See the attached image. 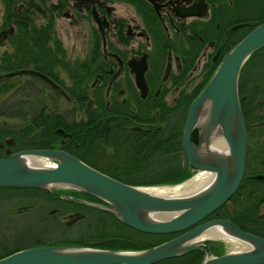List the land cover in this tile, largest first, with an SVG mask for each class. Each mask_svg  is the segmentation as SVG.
<instances>
[{
  "label": "flooded vegetation",
  "instance_id": "af4514ba",
  "mask_svg": "<svg viewBox=\"0 0 264 264\" xmlns=\"http://www.w3.org/2000/svg\"><path fill=\"white\" fill-rule=\"evenodd\" d=\"M1 2L0 81L10 111L0 119L21 123H0V157L62 150L130 186H170L188 173L190 107L206 75L264 18V0H10V10ZM258 64L264 82V56ZM253 93L243 97V182L264 191L253 179L264 177V91ZM34 144L41 148H27ZM49 194L50 203L74 209L35 211L45 215L44 229L87 218L74 210L90 207L62 197L98 203L85 193ZM23 211L16 221L27 219ZM62 242L43 246H74Z\"/></svg>",
  "mask_w": 264,
  "mask_h": 264
},
{
  "label": "water",
  "instance_id": "95a60500",
  "mask_svg": "<svg viewBox=\"0 0 264 264\" xmlns=\"http://www.w3.org/2000/svg\"><path fill=\"white\" fill-rule=\"evenodd\" d=\"M262 49L264 23L255 27L223 58L190 107L183 136L189 165L196 176H213L212 183L194 196L151 195L143 191L147 188L122 184L62 150H26L0 159L2 188L50 193L54 188H69L103 204L71 197H62L64 200L109 213L137 232L178 235L176 238L147 250L125 252L48 245L18 251L0 259V264H159L192 251L205 253L200 264H264L263 237L242 230L230 220L205 222L231 201L245 175L248 136L239 80L245 64ZM206 106H209V114L202 123L201 115ZM219 133L227 144L228 156L213 153L206 156L204 153ZM27 157H36L43 164L31 165L26 162ZM253 179L264 181L263 176ZM154 215L163 216V219L152 220L150 216ZM217 227L224 228L247 248L211 257L208 245L197 241Z\"/></svg>",
  "mask_w": 264,
  "mask_h": 264
},
{
  "label": "trees",
  "instance_id": "16d2710c",
  "mask_svg": "<svg viewBox=\"0 0 264 264\" xmlns=\"http://www.w3.org/2000/svg\"><path fill=\"white\" fill-rule=\"evenodd\" d=\"M4 3L10 10V0H4ZM261 20V23H264V18ZM240 41L241 40L237 41L234 44V47ZM263 54L264 49L256 52L245 64L240 75L239 94L242 110L245 114L247 123L249 122V115L247 113L248 105L243 101V97L249 96L251 91L254 92V97H260L261 91H264L262 68H257L260 58L264 56ZM214 73L215 72L213 71L206 75L203 85L206 86L208 84ZM27 148L41 147H37V144H34ZM43 149H45V147ZM192 174L193 172L189 166L188 173H185L183 177L175 181L173 184H170V186L179 185V181L189 179L192 177ZM262 188L263 183L261 182L245 180L236 195L229 202L232 208L231 212L224 213L229 207L228 203L214 215L210 216L208 220H212L216 217L227 219L242 230L264 237V215L262 214L264 191ZM32 194H35L37 198L36 200L32 197ZM38 199L42 202H38ZM51 200H53L51 194L44 190H21L0 187V259L24 249L40 247L46 244L42 241V232L45 230L42 227L44 226L43 224H46L45 215L48 209L51 208L49 206V201ZM20 210H24L23 212H20L22 214L25 212L27 213L25 216L27 219L16 221L14 216L17 211ZM40 210H45V215L43 217L35 212ZM84 210L89 211L91 214H95L96 219H93L96 222L94 224L95 228L105 227L107 231L102 234L98 233L96 235L92 234L87 237L85 236L81 238L82 240L80 241L62 242L59 244L121 252L142 251L165 243L176 237V235L154 236L143 234L129 228L109 213L92 208H84ZM88 218L89 217L87 216V219ZM92 226L93 225L91 224L90 227ZM9 238L14 240L13 243L10 242L11 240H9ZM217 249L212 248L211 251L216 255H222L221 250L219 248ZM203 258V252L192 251L176 259L161 262L159 264H200L203 261Z\"/></svg>",
  "mask_w": 264,
  "mask_h": 264
},
{
  "label": "rangeland",
  "instance_id": "374dc122",
  "mask_svg": "<svg viewBox=\"0 0 264 264\" xmlns=\"http://www.w3.org/2000/svg\"><path fill=\"white\" fill-rule=\"evenodd\" d=\"M2 14H3V5H2V2L0 0V17H2ZM62 22H64V21H62ZM4 50H5V48H0V54H3ZM16 86H17V84L15 85V87ZM7 87H8V85L5 84L4 81H0V111H5V112L10 111L9 106L5 102L6 96H7V94H6L7 93ZM60 107H61V111L64 110V108L68 109L67 105H65L63 103L61 104ZM5 122H7L9 124H14V125L15 124L19 125L21 123V121H19L18 119H6V121L2 118L0 119V123H5ZM195 176L196 175H194L193 178H195ZM163 187H170L171 188V187H175V186H163ZM53 191L62 194L64 192H71L72 189L54 188ZM32 197L35 200L37 199L35 194H32ZM40 199H42V198H40ZM38 202L41 203L42 201L41 200L39 201V199H38ZM228 205H229V207L224 213L231 212V209H232L231 204L229 203ZM49 206L51 207L52 210L59 209V210H62L64 212H67V213H71L74 209L72 207H69V208H67L68 209L67 210V209H65L66 206H64L61 203H50ZM65 210H67V211H65ZM74 211H78L82 214H85L89 218L88 219L86 218L85 221L77 223L76 225H74L72 227H68V226L64 225V222L59 220L60 227L53 226V227H48L45 230H43L42 241L45 242L46 244L47 243H53V242L57 243V242H62V241L74 242V241L82 240L81 238H83L85 236L87 237L88 235H92V234L96 235L98 233L102 234L105 231H107V229L105 227L95 228L94 224L96 222H95V220H93V219H96L95 214H93V213L91 214L89 211L84 210V209H76ZM262 213H264V207L262 208ZM62 218H63V215L61 216V219ZM91 224L93 225L92 227H90ZM209 243H214L215 245H218V248L222 249L221 253H224V254H228V253H232V252L236 251L234 246H231L230 243L223 241V240H208L205 242V244H209Z\"/></svg>",
  "mask_w": 264,
  "mask_h": 264
},
{
  "label": "bare ground",
  "instance_id": "6f19581e",
  "mask_svg": "<svg viewBox=\"0 0 264 264\" xmlns=\"http://www.w3.org/2000/svg\"><path fill=\"white\" fill-rule=\"evenodd\" d=\"M209 114V106L204 107L201 115L202 123L207 120ZM213 154L216 155H226L228 156V147L221 136V134H217L212 142V145L209 147L208 151L204 153L206 156H210ZM26 162L31 165H42L43 162L40 161L36 157H27ZM213 181V176L207 174H199L194 179L190 180L189 182L185 183L184 185L177 186V187H153L143 189V191L160 197H171V198H185L189 196H194L203 190H205ZM152 220H161L163 216H150ZM208 240H224L234 246L236 251L245 250L247 247L243 243H240L234 240L229 233L221 227L213 228L203 234L200 239H198V243H203Z\"/></svg>",
  "mask_w": 264,
  "mask_h": 264
}]
</instances>
